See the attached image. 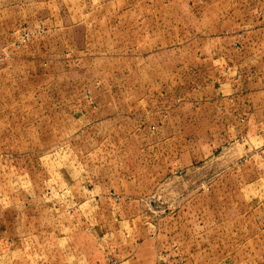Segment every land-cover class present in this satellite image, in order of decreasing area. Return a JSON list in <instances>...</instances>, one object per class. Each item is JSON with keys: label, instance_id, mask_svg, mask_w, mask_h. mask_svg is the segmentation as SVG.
<instances>
[{"label": "rangeland", "instance_id": "374dc122", "mask_svg": "<svg viewBox=\"0 0 264 264\" xmlns=\"http://www.w3.org/2000/svg\"><path fill=\"white\" fill-rule=\"evenodd\" d=\"M262 5L180 2L174 10L181 15L190 11L188 23L197 26L198 18L203 25L213 21L208 18L215 12L244 11L248 7L263 21L264 28ZM166 8L165 0H0L2 209L7 202L21 203V196L12 194V189L28 187V200L34 206L40 204L46 219L54 215L65 221L72 210L80 214V208H86L88 192L102 186L115 203L126 197L144 199L149 205L145 217L155 224L161 221L154 227L158 232L163 220L173 214L171 203L176 207L203 194L213 203L218 173L236 165L241 169L245 163L247 157L241 149L246 140L255 142L251 144L254 150L264 144L234 135L227 128L230 118L224 114L222 126L215 124L213 115H207L204 134L190 131L186 142L178 138L169 145L165 141L147 144L145 140L166 139L167 132L159 129L166 124L167 113L162 112L160 120L150 125L151 110L146 106L144 112L139 105L134 109L128 101L135 88L142 90L146 99L157 96L161 84H152L151 91L149 83H133L131 76L126 83L119 80L135 71L145 79L150 69L157 75L153 80H164L165 68L119 64V58L131 57L128 48L131 50L134 36L125 30L133 27L134 18L149 10L158 12L153 26L159 47L169 45L164 33L169 21ZM118 90L125 92L122 107ZM120 113L127 115L126 131L120 133L125 139L123 146L117 145ZM144 113L149 115L143 124L147 129L136 132ZM257 151L264 152V145ZM254 164L260 168L256 161ZM213 215L208 211L206 218L212 220ZM49 222L37 223L30 230L54 229ZM117 229L98 228L92 233L101 234L102 230L113 239ZM78 233L83 232L78 229ZM181 252L174 249L175 264L183 263ZM161 254L162 263L166 262L167 254Z\"/></svg>", "mask_w": 264, "mask_h": 264}, {"label": "crops", "instance_id": "0c3cea01", "mask_svg": "<svg viewBox=\"0 0 264 264\" xmlns=\"http://www.w3.org/2000/svg\"><path fill=\"white\" fill-rule=\"evenodd\" d=\"M165 2V18L169 21L164 33L169 45L159 47L153 26L158 12L149 10L137 17L139 22L134 18L133 27L125 30V34L134 36L131 50L128 48L131 57L119 58V64L165 68L164 80H153L157 75L151 69L145 79L135 71L119 80L126 83L131 76L133 83H149L151 91L152 84H161L157 96L146 99V94L135 88L130 99L133 102L128 101L134 109L147 106L151 110L150 125L156 124L157 118L160 120L162 112L167 113L166 124L159 129L167 132L166 139L145 140L149 141L147 144L161 145L165 141L169 145L178 138L186 142L190 131L204 134L207 115H213L215 124L222 126L223 114L230 118L227 128L234 135L264 143L263 21L246 7L244 11L215 12L208 18L213 21L202 25L198 18V25L192 26L188 23L190 11L181 15L174 10L180 2H227L263 4L264 13V0ZM117 94L122 107L125 92L118 90ZM117 115V145L123 146L125 139L120 133L126 131L127 115ZM144 115L136 132L145 133L147 129L143 124L149 115ZM254 143L246 140L241 146L244 158L247 157L241 169H236V165L218 173L213 203L207 202L204 194L196 200L183 201L178 207L171 203L173 214L163 220L158 232L154 227L161 221L155 224L145 217L149 205L144 199L126 197L115 203L102 186L88 192L86 208H80V214L72 210L65 221L54 215L46 219L40 204L34 206L28 200V187L12 189V194L20 195L22 200L19 204L7 202L3 209L0 206V245L4 244L0 246V264H161L163 252L167 254L165 259L175 264V248L182 251V264H264V152L257 151L264 144L254 150ZM254 161L260 168H255ZM211 210L212 220L206 218ZM47 221L55 228L31 232L35 224ZM111 226L118 228L114 240L102 231ZM98 228H102L101 234H93ZM78 229L83 233H78Z\"/></svg>", "mask_w": 264, "mask_h": 264}, {"label": "built area", "instance_id": "2783aa9c", "mask_svg": "<svg viewBox=\"0 0 264 264\" xmlns=\"http://www.w3.org/2000/svg\"><path fill=\"white\" fill-rule=\"evenodd\" d=\"M162 264H172L169 260H166V262H163Z\"/></svg>", "mask_w": 264, "mask_h": 264}]
</instances>
